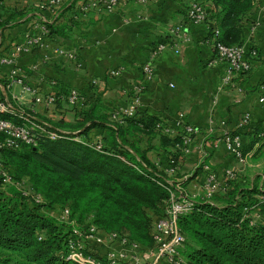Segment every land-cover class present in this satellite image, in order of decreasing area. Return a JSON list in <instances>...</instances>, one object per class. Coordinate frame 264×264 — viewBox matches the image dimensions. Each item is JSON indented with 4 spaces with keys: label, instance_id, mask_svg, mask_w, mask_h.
<instances>
[{
    "label": "trees",
    "instance_id": "1",
    "mask_svg": "<svg viewBox=\"0 0 264 264\" xmlns=\"http://www.w3.org/2000/svg\"><path fill=\"white\" fill-rule=\"evenodd\" d=\"M200 2L218 29L215 41L224 45L242 42L251 0ZM24 14L9 11L0 26L15 25ZM76 23L73 16L69 24L45 22L48 36L64 37ZM5 82V78L0 80ZM56 93H66V88L58 86ZM63 104L71 108L73 120L61 118L52 126L43 125L44 130L37 131V146H0V163L14 182L27 180L43 198L36 203L23 196L14 184L4 183L0 176V264H76L68 259L70 240L77 237L74 230H86L82 223L90 213L92 223L102 231L125 233L141 246L152 245L153 216H160L169 195L167 178L146 158V149L140 148L136 134L157 136L161 146L170 147L167 159L177 164L183 154L175 146L181 144L180 132L171 137L164 135L155 124L168 126L170 121L145 111L123 115L121 123L111 121V110L98 94L93 99L84 95L73 105L59 97L56 106ZM13 106L19 113V107ZM17 116L0 112L2 118ZM93 128L102 129L95 141L87 138ZM245 128L241 151L255 156L264 145V124L250 121ZM49 131H55L58 137L49 138ZM3 137L0 133V142ZM97 143L99 149L95 147ZM189 179L177 183L185 187ZM259 197L264 198V185L256 178L245 183L234 180L209 201L194 198L190 209L177 220L184 236L180 254L186 263L264 264V225L250 224L245 217L246 209L253 206L264 220V200ZM65 207L69 210L67 220L49 212ZM84 245L83 252L88 255L95 254L94 248H102L91 240Z\"/></svg>",
    "mask_w": 264,
    "mask_h": 264
},
{
    "label": "crops",
    "instance_id": "2",
    "mask_svg": "<svg viewBox=\"0 0 264 264\" xmlns=\"http://www.w3.org/2000/svg\"><path fill=\"white\" fill-rule=\"evenodd\" d=\"M60 1L54 6L46 0L0 2V23L9 11L25 13L15 25L0 26V52L21 41L31 22L61 25L69 24L72 16L77 20L68 37L48 36L43 48L18 58L17 63L28 72L26 83L36 87L38 92L31 95L14 84L15 98L11 97V92L7 94L12 103L28 109L48 126L61 118L72 121L74 117L65 104L46 106L41 102L47 93L58 91V86L76 88L91 99L98 94L110 110L125 108L131 101V84L141 80L140 64L148 51L159 42L174 41L176 49H166L155 58L152 78L138 94L136 109L167 120L181 113L184 121L196 129L178 160L176 172L166 178L175 183L190 178L181 189L192 194L196 193L202 178V170L198 167L202 162L218 175L229 166H235L244 176L253 170V164L248 161L242 165L234 161L225 151L222 137L232 132L233 125L244 112L249 113L251 122L264 124V98L258 101V87L264 83V0H251L242 36V41L254 45L257 56L252 59L248 72L234 76L225 86L220 85V77L226 63L211 62L213 50L206 42L204 25L185 24L181 33L170 31L182 22L188 0L146 4L128 1L119 4L111 13L95 8L79 12V5L85 0ZM183 35L187 40L181 39ZM55 46L75 48L82 67L75 61L52 54ZM43 56L46 60H42ZM119 66L123 67L121 74L112 75L110 72ZM8 70V66L0 65V80L6 77ZM50 79L56 80L58 86H50ZM245 131L246 128L241 133ZM101 134V128H93L88 131L87 138L95 141ZM136 135L140 148L146 149V158L164 171L170 147L161 146L157 136ZM244 139L242 134L243 142ZM159 264L168 263L160 260Z\"/></svg>",
    "mask_w": 264,
    "mask_h": 264
},
{
    "label": "built area",
    "instance_id": "3",
    "mask_svg": "<svg viewBox=\"0 0 264 264\" xmlns=\"http://www.w3.org/2000/svg\"><path fill=\"white\" fill-rule=\"evenodd\" d=\"M51 6L58 5L60 0H46ZM132 1L139 4L159 3L161 0H85L79 5V12H86L91 8L102 9L107 13L115 11L117 6L122 3ZM205 1V0H204ZM46 21L31 22L27 29L24 30L22 40L13 44L5 52H0V65L8 66L9 70L5 77V84L0 83V112H11L18 114L16 119H8L0 117V133L4 134L0 146L18 148L21 143L37 146L38 136L37 131H43L44 123L38 121L33 113H27L19 106V113L13 106L12 101L7 95L13 84H18L22 87L23 92L36 95L37 88L26 83L27 72L17 63L19 56L30 54L36 48L45 46L46 38L48 37V28ZM185 24L199 25L203 24L206 31V42L210 43L213 50V58L211 62L223 61L226 63V68L220 77V85H227L231 79L240 74L246 73L251 68V61L257 55L256 48L249 42L242 41L230 45H224L215 41V36L218 29L207 17L205 7L200 0H188L184 18L181 23L173 26L170 31L173 34L181 33ZM182 40H187V36H181ZM175 42H159L151 48L145 60L140 64L141 80L131 84V101L125 108H114L111 110L110 120L121 123V116H132L138 106V94L144 89L145 84L152 78L153 62L166 49H176ZM52 54L64 57L68 60L75 61L78 67H82V63L78 58L75 48H65L63 46H55L52 48ZM42 60H46L43 56ZM123 70L122 66L111 71L112 75H119ZM50 86L56 87L57 82L50 79ZM57 91H52L44 95L41 102L46 106L56 105V100L60 97L73 105L84 99L78 89L73 87L66 88V93L56 95ZM259 98L262 101L264 98V83L258 87ZM11 97L15 98L13 93ZM167 120V119H165ZM170 121V125L162 126L160 122L155 124V128L164 135L171 137L180 132L181 144L175 145L176 149L184 153L186 146L190 142L196 129L186 123L183 115L178 113ZM250 123L249 113L244 112L236 120L231 133H225L222 137L223 147L225 151L234 159L238 165H242L250 157L249 154H243L241 130L247 127ZM47 136L51 139L58 137L55 131H49ZM260 136H263L260 134ZM100 148V143L95 145ZM202 170V178L198 183L196 193L189 194L186 190L181 189L177 182L167 179L169 195L163 202L162 213L156 217L151 225V240L150 248H144L136 241L128 238L125 233L115 231L104 232L97 228L92 223L93 214L86 215L82 226H85L84 232L74 230L76 239L70 240L68 259L73 260L76 264H159L160 260L168 264H187L185 259L180 254L183 246L184 236L177 225L178 218L185 214L191 207L192 200L199 198L203 201H209L216 194L223 192L230 182L236 180L238 169L235 166L223 168L218 175L205 163H200ZM177 170V164L172 159H167V166L164 169L165 175H173ZM0 176L4 183L14 184L22 193L23 196L33 199L36 203H41L43 198L40 194H36L31 188L29 182L25 179L14 180L8 174L7 169L3 168L0 163ZM170 186L173 188H170ZM264 200L263 197H259ZM69 210L63 208L57 218L61 220L68 219ZM245 217L249 219L250 224L259 222L264 225V220L256 207L246 209ZM91 240L96 246L107 245L110 249L107 252L106 260L100 261L94 255H88L83 252L85 241Z\"/></svg>",
    "mask_w": 264,
    "mask_h": 264
},
{
    "label": "rangeland",
    "instance_id": "4",
    "mask_svg": "<svg viewBox=\"0 0 264 264\" xmlns=\"http://www.w3.org/2000/svg\"><path fill=\"white\" fill-rule=\"evenodd\" d=\"M0 40H1V37H0ZM22 56V55H21ZM20 57V56H19ZM24 68V67H23ZM26 70V69H25ZM27 72V70H26ZM28 74V72H27ZM6 80V79H5ZM14 85V84H13ZM12 85V87H13ZM12 87L10 89V92H12ZM30 94V93H28ZM241 133V132H240ZM242 136V135H241ZM264 146V145H263ZM252 157V158H251ZM246 161H248V163H251L253 164V167H252V171L248 172V175H243V173L238 169L237 171V178L236 180L239 182V183H245L247 182L248 180L251 181L253 179H256L258 178V181L260 183V185H264V148L261 150H259V152H257L255 154V156H250V158H248ZM246 163V162H245ZM244 163V164H245ZM162 208H163V204H162ZM51 212L52 215H55L56 217L59 216L60 214V210H51L49 211ZM162 213V212H161ZM161 215V214H160ZM156 217H159L158 215L156 216H153V218L155 219ZM103 247L100 248V250H96L95 248L93 249V251L95 252V257H97L100 261L104 262L103 260H106L107 258V252L109 251V247L107 245H102ZM98 247H101L100 245H98ZM144 247V246H142ZM144 248H150V247H144Z\"/></svg>",
    "mask_w": 264,
    "mask_h": 264
}]
</instances>
